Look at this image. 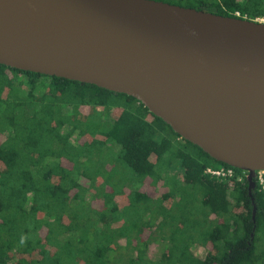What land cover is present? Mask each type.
Returning <instances> with one entry per match:
<instances>
[{"label":"trees","instance_id":"1","mask_svg":"<svg viewBox=\"0 0 264 264\" xmlns=\"http://www.w3.org/2000/svg\"><path fill=\"white\" fill-rule=\"evenodd\" d=\"M163 1L264 20V0ZM174 162L182 187L168 174ZM207 167H231L236 176H212ZM243 172L183 139L135 97L0 64V264H264V193L256 185L251 195ZM163 181L175 188L158 196ZM186 188L202 194L200 214L188 213ZM158 215L173 229L171 246L153 262L141 238ZM194 242L209 249L205 258L191 251Z\"/></svg>","mask_w":264,"mask_h":264},{"label":"water","instance_id":"2","mask_svg":"<svg viewBox=\"0 0 264 264\" xmlns=\"http://www.w3.org/2000/svg\"><path fill=\"white\" fill-rule=\"evenodd\" d=\"M0 64L135 97L256 189L264 20L163 0H0Z\"/></svg>","mask_w":264,"mask_h":264},{"label":"rangeland","instance_id":"3","mask_svg":"<svg viewBox=\"0 0 264 264\" xmlns=\"http://www.w3.org/2000/svg\"><path fill=\"white\" fill-rule=\"evenodd\" d=\"M263 20V19H261ZM25 90H29L30 86H24ZM40 92V90H39ZM38 95H40L38 93ZM71 127H64L62 131H68L70 130ZM79 136V133L76 132L74 133V135L72 136L73 141H75L77 139V137ZM112 163L115 162V160L111 161ZM168 174L170 177H175L177 182H181L180 186H183V176H182V170L177 166L176 162H174L172 164V166L169 168L168 170ZM137 186V185H136ZM157 188V192L158 190L160 192L156 193V195H160L163 192L166 193L169 189L175 188V182H173L172 185H165L164 181L160 182ZM161 188V189H159ZM181 189L179 191L176 192L177 196L172 197L171 199H169V201H167L165 204L168 207H172L176 201H179L180 198V192ZM186 191L189 193L188 195V199L186 201L187 202V210L188 213L191 214L193 213V215L196 214H200L198 213V208L200 206V199L202 198V194L198 191H196V189L194 188H186ZM191 199H193V202L190 201ZM181 209L180 207L175 208V212H179ZM195 213V214H194ZM163 215H158V217L156 218L154 224H151L149 228H146L145 231L143 232V237L141 238V243L142 242H148V246L147 247H143L144 248V255L146 259H149L153 262L159 261L164 257V254L166 253L168 247L171 246V241L169 239V234L171 232V230L173 229V226L169 224H166L164 226V228L162 227V220H163ZM210 219L214 220L216 219V216L214 214L210 215ZM135 240V239H134ZM121 243H125V239L120 240ZM191 251L200 258H205L209 252V249L206 247V245L200 243V242H194L191 244ZM118 252L120 253H128L126 250H118ZM134 258L137 256V253L133 254ZM165 257H168L165 255Z\"/></svg>","mask_w":264,"mask_h":264},{"label":"built area","instance_id":"4","mask_svg":"<svg viewBox=\"0 0 264 264\" xmlns=\"http://www.w3.org/2000/svg\"><path fill=\"white\" fill-rule=\"evenodd\" d=\"M205 173L210 174L212 176L228 179L236 176L235 170L231 167H207L205 169ZM245 176H247V172L244 171L243 174L238 175V179L243 180ZM255 180L260 191L264 193V170L257 171Z\"/></svg>","mask_w":264,"mask_h":264}]
</instances>
